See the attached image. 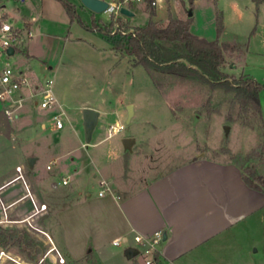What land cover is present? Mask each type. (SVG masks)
I'll return each mask as SVG.
<instances>
[{
    "label": "rangeland",
    "instance_id": "1",
    "mask_svg": "<svg viewBox=\"0 0 264 264\" xmlns=\"http://www.w3.org/2000/svg\"><path fill=\"white\" fill-rule=\"evenodd\" d=\"M72 1L77 3L81 17L89 24H92L94 18L106 22L119 18L129 24L146 25L149 23L148 11L151 12L152 8L155 10V5L148 2L144 5L143 1L136 0V15L126 18L121 12H95L80 4V0ZM35 4L36 0H0V10L20 14ZM186 4L190 5V0H186ZM219 13L222 15V27L218 38L219 41L227 43L223 48L226 59L223 69L235 76L245 73L264 84V1L201 0L196 13L195 32H200L208 39L215 38ZM75 20L72 31L75 37L72 40L65 41V36L60 35V19L51 21L49 35L42 36L39 40L36 36L34 39L37 45L34 59H28L18 49L11 55L10 61L16 68L19 65L28 66V62L32 64L42 84L48 78H53L54 87L59 88L71 104H76L77 100L88 99L101 104L108 111L102 114L90 144L81 145L76 132H73L68 136L69 149L61 150L60 146L63 144L60 145V137L52 129L53 116L60 110L58 104L53 107L32 104L35 115L47 122L46 133H29L26 128L31 123L30 119L21 117L17 121L14 117L10 120L2 112L0 105V129L6 130L9 124L15 129L13 132L0 133V170H6L0 173V185L18 175L17 162L22 160L27 169L29 163L26 156L38 153L35 169L55 174L54 178L59 182V187L46 195L47 199L66 201L62 190H70L74 182L62 185V175L74 172V167L71 166L73 163L80 166L74 177L87 189L94 190L95 187L98 188L93 175L98 172L96 162L102 160L101 157L108 158L104 154H108L113 144L119 143L121 135L125 133L138 135L139 141H142L139 149L148 152L159 171L167 170L197 155L223 160L232 159L235 155L242 161L244 155L254 149L264 137V86L258 91L260 113L255 112L252 107L243 104L233 91L212 87L199 80L179 79L159 71L150 74L141 64L133 66L132 55L117 50L112 40L99 30L89 29ZM157 24L165 25L163 21ZM68 29L69 27L65 29V34ZM51 64L58 67V70L45 69ZM122 94L136 102V113L130 123L125 122L126 128L122 132L109 135L108 126L111 122L115 123L116 118L110 109L113 108L115 99ZM24 109L21 106L18 110L21 116ZM79 128L82 131V127ZM39 140L40 145L37 143ZM116 157L114 163L120 166L122 154ZM47 163L52 164V169L47 168ZM19 165L24 169L22 164ZM251 165L264 175V159L255 157L244 161V166ZM23 172L25 176V171ZM16 178L21 179L1 193L6 204L26 192L22 175ZM31 193L29 191L24 196ZM6 204L5 208L0 201V220H6L2 224L28 227L33 235L47 244L44 255L49 252L50 256H47L45 264L57 262L58 250L52 237L56 242L60 240V222L68 223L73 208L66 210L63 207L60 212L59 206L55 216L53 207L48 203L45 210L30 217L36 210L31 198L12 207H7ZM52 232L58 233L54 235ZM100 239L101 249L96 246L90 251L91 246L88 247L90 254L87 253L88 258L83 259L82 264H88L87 259L94 260L95 264L101 260L105 264H145L144 255L141 253L133 257L125 255L128 242L123 241L116 245L104 236ZM58 246L60 249L59 244ZM0 257H4L0 264L39 263L31 261L17 245H0ZM68 263L71 261L67 258Z\"/></svg>",
    "mask_w": 264,
    "mask_h": 264
},
{
    "label": "crops",
    "instance_id": "2",
    "mask_svg": "<svg viewBox=\"0 0 264 264\" xmlns=\"http://www.w3.org/2000/svg\"><path fill=\"white\" fill-rule=\"evenodd\" d=\"M143 2L145 5L147 1ZM190 2L191 4L187 5L186 0H158L154 13L148 11L149 21L154 20L156 23L163 21L166 25L170 17L191 18L192 32L202 36L194 29L196 13L201 0H190ZM80 4H82L81 0ZM134 6L135 3H132L133 10ZM2 12L17 22L27 21L33 27L34 37L19 49L28 59H34L36 56L34 53L37 48L35 37L41 39L49 35L51 21L60 19V35L65 36V41H70L75 37L72 31L76 20L71 19L60 0H36L35 6L27 7L20 14L4 10ZM135 15L136 12L134 15L125 14L126 18ZM219 16L222 18L220 13ZM68 27V32L65 34V29ZM131 61L133 66L139 65L135 63L133 55ZM31 65L28 62V66L19 65L17 68L30 76L35 86L34 89L38 90L42 83ZM45 69H56L57 71L58 67L55 68V65L51 64ZM54 92L60 107L58 111L63 112L64 121V125L58 128L52 120V129L59 135L60 145L63 144L60 149H69L68 136L73 132H76L81 145L90 144L102 114L108 110L103 109L101 104L88 99L77 100L76 104H71L69 98L56 86ZM27 93H30L29 90ZM28 95L22 105L25 108L22 116L18 111L15 118L17 121L21 117L30 119L31 123L26 128L29 133H46L47 122L40 120L32 110V104H39L40 95ZM129 103L134 105V114L127 122ZM85 106H93L101 111L89 142L86 139L83 124L82 109ZM135 108L136 102L122 94L115 99L110 111L116 115L115 122L130 123L135 116ZM37 122H39L38 126ZM14 130L12 124H9L6 130L0 129V133ZM126 136L135 137L131 148L125 147L123 143ZM120 142L113 144L108 154H104L108 158L101 157L102 160L96 162L95 167L98 172L93 175L98 188L95 187L92 190L81 185L77 177H74L80 166H75L77 163H73L71 166L74 167V172L62 175V179L63 177L69 178L67 183L62 181V185L74 182L70 190H62V196L66 201L58 202L47 199L46 195L57 189L59 182L55 180V174L35 169L39 159L38 153H35L37 160L34 166L26 169L22 160L16 163V166L19 164L24 166L26 192L6 204L2 199V191L21 179L8 176L11 177L6 180L8 183L4 185L6 182H3L0 185L2 186L0 188L1 204L3 207H5L4 204L12 207L31 198L35 208L40 203H46L47 206L49 203L53 207L55 216L59 206L60 212L63 207L66 210L73 208L70 220L67 218L68 223L60 222V240L57 241L60 249L52 235L47 230L45 232L52 237L55 248L64 255L66 262L68 258L74 264H82L83 259L88 258L86 257L89 252L88 247L91 246L90 251H93L96 246L101 249L100 238L103 236L109 238L110 243L119 236H127L128 246H135L137 244L133 238L135 233L150 234L158 229H163L165 232L164 240L159 245V253L162 260L166 262L172 261L175 264H264V190L249 186L242 177L241 167L233 159L223 160L197 155L167 170L159 171L148 152L139 149L142 141H139L138 135L122 134ZM37 143L40 145L41 141ZM120 154L122 158L120 166H117L114 162L116 155ZM29 156L31 155L26 156L27 161ZM109 165L111 166L108 167ZM46 166L52 169L51 163H47ZM5 171L2 169L0 173ZM102 180L107 181L108 188L100 193L103 189ZM29 191L32 193L24 196ZM39 212L35 210L30 217ZM5 221L2 219L0 223ZM52 233L57 235L58 232ZM48 254L49 252L42 258ZM125 255L128 256L126 250ZM1 258L4 257H0V260ZM86 262L96 263L91 259H87Z\"/></svg>",
    "mask_w": 264,
    "mask_h": 264
},
{
    "label": "trees",
    "instance_id": "3",
    "mask_svg": "<svg viewBox=\"0 0 264 264\" xmlns=\"http://www.w3.org/2000/svg\"><path fill=\"white\" fill-rule=\"evenodd\" d=\"M60 1L72 20L77 19L85 27L102 32L112 40L117 50L133 55L135 63L143 65L150 74L159 71L179 79H194L212 87H222L233 91L243 104L260 113L258 91L264 84L245 73L235 76L223 69L226 60L223 48L227 43L220 42L218 38L222 27L219 15L216 37L208 39L192 32L191 18L170 17L164 26L158 25L154 20L146 25L134 26L119 18H112L107 22L94 18L92 24H89L81 17L74 1ZM146 1L152 5V0ZM154 11L152 8L151 13ZM255 157L264 159V137L254 149L244 155L242 161L235 155L232 159L241 167L242 177L249 186L264 190V175L253 165L244 166V161ZM0 245H17L31 261L42 259L40 264H45L47 256H50L42 258L47 244L33 235L28 227H11L0 223ZM49 258L53 260L52 257Z\"/></svg>",
    "mask_w": 264,
    "mask_h": 264
},
{
    "label": "built area",
    "instance_id": "4",
    "mask_svg": "<svg viewBox=\"0 0 264 264\" xmlns=\"http://www.w3.org/2000/svg\"><path fill=\"white\" fill-rule=\"evenodd\" d=\"M109 2L106 11L111 14L120 12L122 6H128L131 8V4L136 0H107ZM145 1V0H140ZM153 5H157L158 0H152ZM35 35L33 27L27 21L17 22L10 17L0 12V105L1 110L8 118H14L18 115L19 108L24 104V101L28 94L40 95L39 104L42 107H53L58 103V99L54 92V79L48 78L41 88L35 90V86L32 83L30 76L22 70L14 67L10 61V57L18 49ZM13 47L14 53H9V49ZM29 90L30 93H27ZM63 112H56L53 116L56 127L60 128L64 125ZM126 123L115 122L110 123L108 126V134L113 135L124 130ZM50 167V165H48ZM18 175H22V179L25 180L23 168L21 165L16 166ZM16 176V177H17ZM63 183L69 181L68 177H63ZM103 193L105 188H108L106 180L101 181ZM2 186H0L1 188ZM47 208L46 203H41L36 207V212L45 210ZM165 232L163 229L155 230L150 234L135 233L133 238L137 243L135 247L138 248L139 253L144 255L145 264H175L172 261H164L160 257L159 245L164 240ZM123 241L128 242L127 236H119L113 240L114 244H121ZM57 262L60 264L66 263L64 255L58 251L56 255ZM98 264H105L104 261H100Z\"/></svg>",
    "mask_w": 264,
    "mask_h": 264
},
{
    "label": "water",
    "instance_id": "5",
    "mask_svg": "<svg viewBox=\"0 0 264 264\" xmlns=\"http://www.w3.org/2000/svg\"><path fill=\"white\" fill-rule=\"evenodd\" d=\"M81 2L87 8L95 12L106 11L109 5V2L107 0H81ZM120 12L126 15L135 14L134 10L128 6H122L120 8ZM9 53H14L13 47L9 49ZM127 111H128L127 122H129L131 117L134 114V105L132 103H129L127 105ZM82 114H83V124H84V129H85V136H86L87 141L89 142L91 140L92 133L99 121V116L101 114V111L100 109L93 107V106H85L82 109ZM225 129H227V125H225ZM134 142H135V137L133 136H126L123 139V143L125 147L127 148H131ZM36 160H37V156L35 155L29 156L28 157L29 166H34L36 163ZM138 253H139V250L135 246L130 245L126 249V254L129 257H133ZM40 263L41 261H39L38 264Z\"/></svg>",
    "mask_w": 264,
    "mask_h": 264
}]
</instances>
